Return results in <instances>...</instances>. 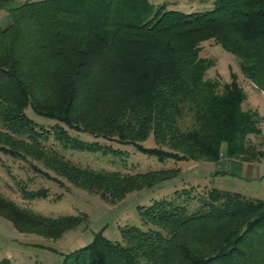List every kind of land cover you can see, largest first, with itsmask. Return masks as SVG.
Returning <instances> with one entry per match:
<instances>
[{"label": "trees", "instance_id": "obj_1", "mask_svg": "<svg viewBox=\"0 0 264 264\" xmlns=\"http://www.w3.org/2000/svg\"><path fill=\"white\" fill-rule=\"evenodd\" d=\"M0 10L9 16L0 27L3 137L34 145L47 139L48 129L26 114L30 108L54 119L53 135L72 148L83 145L70 140L65 127L133 143L160 160L217 161L222 152L264 159V150L249 143L264 134L262 119L243 107L247 96L236 74L225 82L206 78L214 60L200 55L201 43L212 39L264 91V0H214L211 9L187 13L149 0H0ZM104 98L110 99V113L105 109L97 123L88 120L86 113ZM53 161L54 167L64 165ZM172 170L149 187L177 176ZM156 173H107L100 182L81 170L65 172L72 183L100 192L122 182L114 191L124 190L110 194L117 199L132 189L129 183ZM175 194L184 203L163 198L138 207L154 228L126 226L125 242L97 232L64 254L62 264H264V200L211 188L188 211L185 202L195 197ZM34 196L46 193L24 192ZM0 215L20 232L52 240L86 219L84 213L39 215L2 197ZM191 230L203 239L191 240Z\"/></svg>", "mask_w": 264, "mask_h": 264}, {"label": "rangeland", "instance_id": "obj_2", "mask_svg": "<svg viewBox=\"0 0 264 264\" xmlns=\"http://www.w3.org/2000/svg\"><path fill=\"white\" fill-rule=\"evenodd\" d=\"M25 1L34 0H13V3L19 4ZM213 1L149 0L154 6L166 4L168 9L186 13L211 9ZM8 21L7 13L0 10V27H4ZM200 55L214 60V65L206 71V78L225 82L230 81L231 73H235L238 83L248 98V101L243 103V107L255 111L252 105L253 99L260 103L261 113L264 115V102L259 100L260 94H264V91L241 73L238 58L212 39L201 43ZM108 102L110 99H102L98 103L100 108L86 113V118L94 120L95 123L101 121L100 119L104 118V110H109ZM256 111L262 119L261 113ZM25 112L41 125L40 127L48 129V137L45 140H39L38 145H34L10 136L0 135V197L39 215L58 217L84 213L86 219L74 228L65 231L59 238L52 240L36 233L20 232L11 221L0 215V264H62L64 254L89 243L97 232H101L111 241L125 242L122 240V228L136 226L148 230L155 227L140 217L138 207L149 206L153 200L163 198H177L178 202L184 203L185 197L182 195L177 197L176 190L191 192V196L195 197L188 203L185 202L188 211L198 207L197 197L204 198L211 188L260 192L258 188L262 186L261 190L264 192V181H258L256 178L260 173L259 167L250 168L245 176H237V178L227 175H211L212 163L222 157H227L224 152L220 154L217 161L160 160L154 155L141 151L133 143L127 141L118 143L115 139L97 136L101 134L98 132H95L96 135L65 127L63 131L69 135L70 140L83 145L82 148H72L53 135L51 126L56 122L54 119L38 115L30 108H26ZM107 113H110V110ZM262 128L264 133V124ZM147 143L153 144V141L150 139ZM249 143L253 145L254 150L263 151L264 134L253 137ZM93 144L96 148H87L88 145ZM114 149L117 152H112ZM253 158L254 156L251 155L246 157L254 163L264 161L263 158ZM53 160L61 161L64 165H61L62 168L59 165L54 167ZM71 168L84 171L100 182L106 181L103 177L107 173L117 172L119 177H135L156 171L159 173L148 178L138 177L137 180L129 183L132 189L124 191L123 197L117 199L116 196L110 194L124 190L121 188L114 191V185L119 186L122 182H117L105 192H100L97 188L89 190L72 183V176L65 174ZM172 169L177 172V176L174 175L172 179L149 187V182L170 175L173 172ZM122 186H125L124 182ZM24 192L35 194L44 192L46 196L29 198L24 197ZM188 233L191 240L197 242L203 239L197 236V231L191 230Z\"/></svg>", "mask_w": 264, "mask_h": 264}, {"label": "crops", "instance_id": "obj_3", "mask_svg": "<svg viewBox=\"0 0 264 264\" xmlns=\"http://www.w3.org/2000/svg\"><path fill=\"white\" fill-rule=\"evenodd\" d=\"M259 100L261 102H264V94H260ZM246 101H248V98ZM252 105L254 106L256 110H258L261 113L262 109H260L261 108L260 103H257L256 101L252 99ZM261 116H262V126H263L264 115L261 113ZM219 160L215 163H212L213 169H212L211 175L213 174L214 175H224V176L227 175L233 178H237V176H240V177L245 176L250 168L252 169L253 167H259L260 173L256 178L258 179V181H264V169H263L264 161L254 163L252 161L247 160L246 158H241V157L239 158L222 157ZM261 187L262 186L258 188L260 192H258L256 189L254 190L257 192H247L245 190H242V192L240 190H237V191L222 190V191L239 193L248 199L264 200V192H262Z\"/></svg>", "mask_w": 264, "mask_h": 264}]
</instances>
